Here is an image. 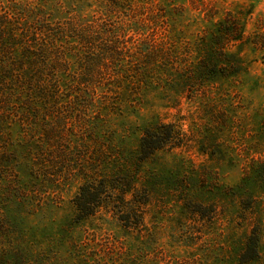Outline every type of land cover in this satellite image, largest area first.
Here are the masks:
<instances>
[{
  "label": "rangeland",
  "instance_id": "rangeland-1",
  "mask_svg": "<svg viewBox=\"0 0 264 264\" xmlns=\"http://www.w3.org/2000/svg\"><path fill=\"white\" fill-rule=\"evenodd\" d=\"M178 1L189 37L229 14L247 19V71L180 95L151 92L136 114L118 119L112 138L88 128L96 107L86 114L73 103L75 111L52 117L49 133L66 122L65 138L39 157L32 200L0 204V264H213L242 249L260 215L264 225V0ZM161 122L174 125V141L138 166L140 129ZM108 154L130 167L138 198L148 195L141 229L124 227L113 206L76 219L83 177L102 175Z\"/></svg>",
  "mask_w": 264,
  "mask_h": 264
},
{
  "label": "trees",
  "instance_id": "trees-1",
  "mask_svg": "<svg viewBox=\"0 0 264 264\" xmlns=\"http://www.w3.org/2000/svg\"><path fill=\"white\" fill-rule=\"evenodd\" d=\"M177 2L0 0V204L32 200L42 180L39 157L65 138L66 122L49 133L51 118L75 111L73 103L86 114L96 107L88 128L112 138L118 119L136 114L151 92L180 95L247 71L240 50L247 19L229 14L213 30L189 37ZM140 131L138 166L176 135L174 125L162 122ZM106 160L112 165L102 175L83 177L73 200L76 219L113 206L124 227L141 229L148 195L138 198L130 167L119 168L116 156ZM250 177L242 183L249 185ZM263 241L260 215L236 259L217 257L213 264H264Z\"/></svg>",
  "mask_w": 264,
  "mask_h": 264
}]
</instances>
